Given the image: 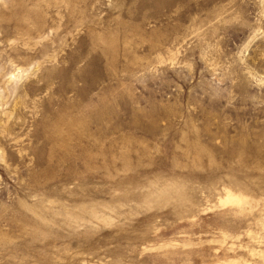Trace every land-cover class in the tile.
Listing matches in <instances>:
<instances>
[{"label":"rangeland","instance_id":"1","mask_svg":"<svg viewBox=\"0 0 264 264\" xmlns=\"http://www.w3.org/2000/svg\"><path fill=\"white\" fill-rule=\"evenodd\" d=\"M0 264H264V0H0Z\"/></svg>","mask_w":264,"mask_h":264}]
</instances>
